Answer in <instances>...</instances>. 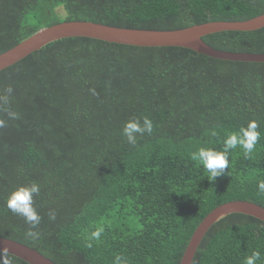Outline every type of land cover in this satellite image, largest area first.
I'll return each mask as SVG.
<instances>
[{
    "label": "trees",
    "instance_id": "16d2710c",
    "mask_svg": "<svg viewBox=\"0 0 264 264\" xmlns=\"http://www.w3.org/2000/svg\"><path fill=\"white\" fill-rule=\"evenodd\" d=\"M263 14L264 0H0V55L64 22L173 31ZM203 41L264 54V28ZM234 201L264 208V64L71 38L0 72L1 238L55 264H180ZM192 264H264V223L227 216Z\"/></svg>",
    "mask_w": 264,
    "mask_h": 264
},
{
    "label": "water",
    "instance_id": "95a60500",
    "mask_svg": "<svg viewBox=\"0 0 264 264\" xmlns=\"http://www.w3.org/2000/svg\"><path fill=\"white\" fill-rule=\"evenodd\" d=\"M264 28V14L247 21L209 22L182 30L154 31L119 28L88 21H71L45 28L0 55V72L43 47L71 38H88L133 47L185 48L207 57L245 63L264 64V54L235 53L216 50L203 38L222 32H253ZM232 214H243L264 223V208L251 202L234 201L214 209L194 232L180 264H192L198 247L208 230ZM0 253L14 256L28 264H55L40 252L19 242L0 237Z\"/></svg>",
    "mask_w": 264,
    "mask_h": 264
},
{
    "label": "rangeland",
    "instance_id": "374dc122",
    "mask_svg": "<svg viewBox=\"0 0 264 264\" xmlns=\"http://www.w3.org/2000/svg\"><path fill=\"white\" fill-rule=\"evenodd\" d=\"M58 13H59L60 15H63V14H64L62 8H59V9H58Z\"/></svg>",
    "mask_w": 264,
    "mask_h": 264
}]
</instances>
